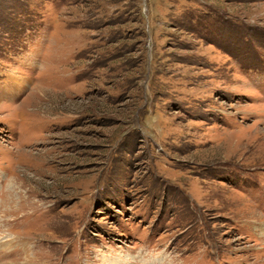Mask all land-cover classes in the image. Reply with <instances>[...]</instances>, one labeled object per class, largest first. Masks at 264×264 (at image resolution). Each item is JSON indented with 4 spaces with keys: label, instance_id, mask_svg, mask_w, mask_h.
<instances>
[{
    "label": "rangeland",
    "instance_id": "1",
    "mask_svg": "<svg viewBox=\"0 0 264 264\" xmlns=\"http://www.w3.org/2000/svg\"><path fill=\"white\" fill-rule=\"evenodd\" d=\"M1 200L0 264H264V0H0Z\"/></svg>",
    "mask_w": 264,
    "mask_h": 264
},
{
    "label": "bare ground",
    "instance_id": "2",
    "mask_svg": "<svg viewBox=\"0 0 264 264\" xmlns=\"http://www.w3.org/2000/svg\"><path fill=\"white\" fill-rule=\"evenodd\" d=\"M10 188H12V185L10 186V185H8V187L6 188V190H5V192H4V194H6V193H8V191L10 190ZM0 203H2V200H1V202ZM33 211V210H32ZM1 218V217H0Z\"/></svg>",
    "mask_w": 264,
    "mask_h": 264
}]
</instances>
